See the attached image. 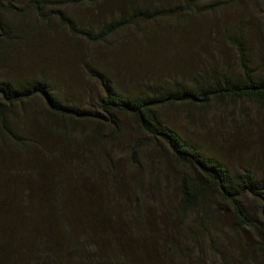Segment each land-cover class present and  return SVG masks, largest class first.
<instances>
[{
    "label": "rangeland",
    "instance_id": "1",
    "mask_svg": "<svg viewBox=\"0 0 264 264\" xmlns=\"http://www.w3.org/2000/svg\"><path fill=\"white\" fill-rule=\"evenodd\" d=\"M6 1L12 11L7 22L14 26L19 39V65L5 74L16 75L15 79L45 75L63 102L95 107L101 88L88 68L106 71L118 88L132 92L177 82L207 83L216 74L238 75V55L229 40L231 35L242 38L253 69L260 76L264 74V0H216L213 10L205 5L191 12L183 0H96V5L80 3L62 10L78 29L85 30H98L103 23L129 16V8L134 6L155 14L154 22L136 21L134 27L98 45L64 27L53 6L39 15L32 0ZM42 108L43 103L37 100L7 120L8 127L18 136L30 138L33 146L19 148L0 131V155L19 157L38 147L66 151L62 158L54 159V164L41 157L38 187L42 190L55 180L58 184L69 182L65 199H54V203L70 209L67 221L74 232L82 231L83 226L87 230L82 238L97 237L88 240L89 245L102 242L89 251L92 257L86 262L103 264L108 256L119 257L123 251H130L128 255L149 259L152 264H264V250L256 236L258 228L264 232L261 202L251 197L242 200L254 228L237 230L226 215L216 212L219 228H209L215 220L214 212L209 211L213 208L185 210L180 204L181 181L193 171L179 166L164 142L153 144L147 139L131 116L122 117L121 132L113 140L108 139L106 127L83 123L73 137L53 141L55 134L39 124ZM168 115L173 128L223 158L231 173L251 170L259 179L264 178V105L243 101L211 103L202 109L177 106L170 108ZM138 142L142 149L133 161L132 148ZM68 161L75 162L71 170L66 169L70 179L66 173L59 176ZM50 165L53 167L49 169ZM57 167L60 171H53ZM209 192L206 200L218 208L216 197ZM139 201L149 207V213ZM119 209L130 216H142L127 235L120 231L117 218H112L119 216ZM157 221L162 227H154ZM162 230L168 232L167 238L161 235ZM114 232L123 234L121 240L107 241L106 236ZM29 262L26 258L19 264Z\"/></svg>",
    "mask_w": 264,
    "mask_h": 264
},
{
    "label": "trees",
    "instance_id": "2",
    "mask_svg": "<svg viewBox=\"0 0 264 264\" xmlns=\"http://www.w3.org/2000/svg\"><path fill=\"white\" fill-rule=\"evenodd\" d=\"M183 1L185 9H190V12L205 5L209 7L208 10H213L217 3L216 0ZM32 3L39 15H44L49 8L55 7L54 14L59 22L71 33L81 36L92 45L101 44L123 30L134 27L136 21L152 23L156 20L155 14L150 13L148 9L134 6L129 8V16H121L103 23L98 30H85L78 29L75 21L62 10L80 3L96 5V0H32ZM10 8L11 5L6 0H0V131L3 134L19 145V148L33 146L30 138H23L14 133L8 127L7 120L21 111H26L37 100L43 103V108L38 112L39 124L55 134L53 141H59L66 135L73 137L83 123L93 124L97 128L106 127L109 132L108 139L113 140L121 132L122 117L131 116L147 139L153 144L164 142L175 162L193 171L191 176L184 177L181 181L180 204L183 209L201 206L213 208V211H209L214 212L215 220L209 228H219V217L215 216V212L226 215L237 230L255 227V222L246 213L242 200L244 197H251L261 202L264 207V178L259 179L251 170L231 173L223 158L210 154L205 150V146L185 139L179 130L171 126L168 119L169 109L177 106H198L202 109L211 103L238 104L243 101L264 105V74L260 76L253 69L252 60L242 38L229 36L238 55V75L216 74L207 83L177 82L169 87L159 86L148 91L143 89L132 92L118 88L117 83L106 71L88 68L90 77L99 83L101 94L96 99L95 107L86 108L75 102H63L61 97L51 90L45 75L39 78H23L20 75L19 79H15L16 75L5 74L12 66L17 68L19 65L16 57L19 39L14 26L7 22L12 12ZM168 12L173 11H165ZM99 133L102 135V131L99 130ZM141 149L142 143L133 145L132 160L139 156ZM29 151L31 152L20 154L19 157L0 155V176L5 177L0 181V264H19V261L22 262L26 258L30 261L28 264H95L86 261L92 257L89 251L98 245L101 246V240L89 245L87 241L97 237L82 238L87 230L83 226L82 231L74 232L68 223L70 209L54 203V199H65L69 182L63 180L62 183L66 184H58L55 180L45 185L42 190L38 187L40 181L37 178L42 175L43 168L41 157L45 156L49 163L54 164V159L62 158L66 151L51 148L46 150L43 147ZM67 163L68 167L65 166L59 176L66 173L70 179L66 169L71 170L75 162ZM52 167L48 166L49 169ZM53 171H60V168L57 167ZM209 191L216 197L214 198L218 202V208H214V205L206 200L205 196L210 194ZM139 206L145 207L141 201ZM260 213L264 222L263 209ZM140 216L132 213L131 217L136 219L135 225ZM112 218L118 217L114 215ZM204 224L206 226L205 222ZM205 226L200 224L201 228ZM76 233L79 235L74 238ZM121 236V232H114L106 238L107 241L116 243L121 240ZM256 236L264 250V232L260 228L256 231ZM128 254L132 253L123 251L119 257L108 256L104 258L103 264H134L132 256ZM139 261L151 262L149 259Z\"/></svg>",
    "mask_w": 264,
    "mask_h": 264
},
{
    "label": "bare ground",
    "instance_id": "3",
    "mask_svg": "<svg viewBox=\"0 0 264 264\" xmlns=\"http://www.w3.org/2000/svg\"><path fill=\"white\" fill-rule=\"evenodd\" d=\"M135 197V196H134ZM136 198V197H135ZM112 208H117L116 207V205H113L112 206ZM149 207L148 206H146L145 207V210L146 209H148ZM120 210V213H119V216H118V218H117V221H118V226H119V229H120V231L122 232V233H124V234H128V232H127V230L128 229H132L133 228V226L135 225V221H136V219L134 220L130 215H128L127 213H126V211H123V210H121V209H119ZM147 211V210H146ZM114 214H115V212H114ZM110 216V215H109ZM153 216H151V218H152ZM123 219H125V221L126 222H123V221H121V220H123ZM167 219L169 220L170 218H169V216H167ZM158 222V221H157ZM158 225V228H160V227H162V222H158V223H154V227L155 226H157ZM182 226H184V224H181ZM133 231V230H132ZM134 233H135V235H138V233L136 232V231H133ZM162 234L161 235H164V237H166L167 238V236H168V232L166 231V230H162ZM137 245V244H136ZM190 249H191V246H190ZM247 249H245L244 251H243V253L245 254V253H247ZM165 256H167V259H169V260H172V258H171V256L170 255H168L167 253H163ZM115 262L117 263V260H116V258H115ZM132 262L134 263V264H145V263H147V264H149V263H151V262H149V261H144V262H141V261H139V260H137V258L136 257H132ZM152 264V263H151Z\"/></svg>",
    "mask_w": 264,
    "mask_h": 264
}]
</instances>
